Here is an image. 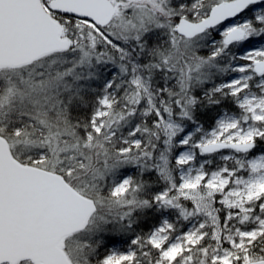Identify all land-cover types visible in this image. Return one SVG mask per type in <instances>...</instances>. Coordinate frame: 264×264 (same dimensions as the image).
<instances>
[{"label":"snow or ice","instance_id":"6c2138e0","mask_svg":"<svg viewBox=\"0 0 264 264\" xmlns=\"http://www.w3.org/2000/svg\"><path fill=\"white\" fill-rule=\"evenodd\" d=\"M0 264H264V0H0Z\"/></svg>","mask_w":264,"mask_h":264},{"label":"trees","instance_id":"16d2710c","mask_svg":"<svg viewBox=\"0 0 264 264\" xmlns=\"http://www.w3.org/2000/svg\"><path fill=\"white\" fill-rule=\"evenodd\" d=\"M213 113H209L205 116L202 117V122L207 123L209 121V116L212 115ZM211 120V119H210Z\"/></svg>","mask_w":264,"mask_h":264},{"label":"rangeland","instance_id":"374dc122","mask_svg":"<svg viewBox=\"0 0 264 264\" xmlns=\"http://www.w3.org/2000/svg\"><path fill=\"white\" fill-rule=\"evenodd\" d=\"M212 115H214V114H212ZM212 115L209 116V121L207 123H205L206 126L211 124V120L210 119H211Z\"/></svg>","mask_w":264,"mask_h":264}]
</instances>
